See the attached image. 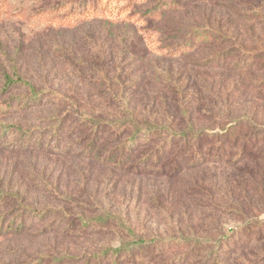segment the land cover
I'll list each match as a JSON object with an SVG mask.
<instances>
[{
  "label": "rangeland",
  "instance_id": "1",
  "mask_svg": "<svg viewBox=\"0 0 264 264\" xmlns=\"http://www.w3.org/2000/svg\"><path fill=\"white\" fill-rule=\"evenodd\" d=\"M61 1L69 0H8L13 12ZM175 1L88 0L79 11L81 1L70 0L46 18L0 12V88L1 72L11 73L16 59L37 89L51 88L74 104L45 99L0 117L42 144L54 138V116L63 119L57 148L9 149L0 142V188L22 197L0 202V215L5 226L25 223L23 231L0 239V264H264V235L240 233L247 220H264L263 137L258 149L249 144L257 130L249 121L264 126V0ZM206 27L226 38L188 44L193 28ZM18 95L27 92L13 89L3 99ZM126 106L142 124L182 131L191 122L221 137L233 132L237 141L222 153L208 143L205 152L221 154L205 153L207 163L183 165L177 174L143 167L152 147L141 142L119 164L130 131L95 136L81 120H124ZM245 145L250 152L239 158ZM177 153H166L161 164ZM20 201L43 213L19 217ZM107 214L106 222H96ZM119 218L146 241L193 235L222 242L194 253L112 259L105 251L130 240ZM81 220L93 223L85 227Z\"/></svg>",
  "mask_w": 264,
  "mask_h": 264
},
{
  "label": "trees",
  "instance_id": "2",
  "mask_svg": "<svg viewBox=\"0 0 264 264\" xmlns=\"http://www.w3.org/2000/svg\"><path fill=\"white\" fill-rule=\"evenodd\" d=\"M69 1H61L57 5V7L54 8H40L38 10L32 11V8H24L26 6H23L20 8V10L13 12L11 4L8 2V0H0V12H5L7 14L13 13L21 16L24 15L27 17L46 18L50 15L51 12L67 9L70 6ZM80 1L81 3L79 4L78 8L79 11L82 8H85L86 11L88 5H90L91 3H89L88 0ZM195 1L199 0H182L183 4L193 3ZM172 3L174 4L178 2L172 0ZM166 7L168 6H165V8ZM165 8H161V10ZM84 13L85 12H79V15H83ZM78 22L79 21H76L72 25L64 22H60L59 24L74 27ZM211 35L213 37H221L223 39L226 38V36H224L220 31L213 30L211 28H193L191 30V41L188 44L195 45L197 42H201L204 38ZM240 50L248 57L247 59H249V53L245 52L241 48ZM176 53H180L179 49H177ZM11 63V73L5 71L1 72L3 85L0 88V117L3 118L9 116L10 114L23 113L29 107L42 105L45 99H48L47 101L52 102L54 105L62 104L74 106L70 97L61 94L58 91L52 90L51 88L37 89V87L29 79L22 75L21 68L18 65V61L16 59H13ZM18 88L24 89L27 92V95H18L9 97L6 100L3 99V97L10 93L13 89ZM124 115L126 116V118L119 121H98L89 118H82L81 120L82 126L89 130L90 133H93L95 136H97L98 133H101L108 129H111L115 133H118L119 136L123 135L126 130L130 131L129 138H127L121 146L122 156L118 160L119 164H124L129 159L128 154H126L125 151L136 147V145L141 142L146 144L147 146L152 147V150L149 152V154L144 157L146 161L143 167L150 168L152 171H157L159 173L164 172L166 168H169L171 173L177 174L182 170L183 165H187V167H198L204 165L208 162L206 157L210 156L211 158L215 155L217 157L228 147H230L231 143H235L237 141V138L233 135V132H222V134L226 133V137H221L215 135L214 132H211L207 129H197L191 122H187L185 129L182 131H175L168 125H158L156 123L142 124L137 120L134 112L129 106L125 107ZM54 117V120L57 121V123L51 128L54 138H52L50 142L42 144L41 139L32 140L30 132L24 131L18 125L16 126L11 123L2 122H0V142L9 149L27 150L35 149L36 147L42 148L44 146V149H49V147H51L52 145H57L58 140L62 137L60 136V132L62 131L61 126L63 124V119L59 118L58 116ZM249 123L253 129H257L256 135L254 136L255 138L249 141V144L251 145L250 148L258 149L259 146L257 142L259 137L262 136L263 138L261 141H264V126L259 125L254 121H249ZM14 133L20 135L21 139H13L12 134ZM95 142L96 138H92L85 150L87 152H92L95 146ZM210 142H214V145L218 146V149H220L221 153L220 151H218L215 155H213L212 150H208L205 152V146ZM57 147H59V145L53 146V148ZM175 149L178 151V153L175 155V157L170 159L169 164H161V160L166 155V153H171ZM259 149L262 151V157H264V147L261 146ZM246 151L250 152L247 145H245V149L239 154L238 157L242 158L245 155ZM205 153L208 156H206ZM15 198H19V200L22 199V197L18 196V194H11L0 188V202ZM20 203L21 201L19 202L18 208L21 209L19 217L28 213L29 210L32 212V214H34L35 216L37 215L38 217H40V215L43 213L36 209L28 208L24 204L21 205ZM5 217L6 215H0V239H3L9 234L19 233L20 231H23L25 227V223L23 222L24 220H21L18 223L16 221H12L5 226ZM109 217L110 215L107 214L105 217L98 218L96 222L102 224L106 222ZM80 222L81 225L85 227L93 223L89 220H81ZM118 225L126 233L130 240L123 243L120 247H110L105 251L104 254L107 253L111 255L112 259L127 258L128 260L134 261L136 260V256L138 254H141L140 259L144 260L146 259V257H144L146 256V253H157L164 250L184 251V249H186L188 253H194L196 250L204 251L206 249L212 250V248L218 249L222 242H217L210 238H202L193 235H180L168 240L155 238L153 240L146 241L138 236L134 229L124 219L119 218ZM247 232H249L250 234L259 233V235H264V220H247L240 233H242L243 237L248 236L249 238V235H246ZM223 239L227 242L228 237H225ZM259 239H261V237ZM225 245H229V243H225ZM142 255L144 259L142 258Z\"/></svg>",
  "mask_w": 264,
  "mask_h": 264
}]
</instances>
